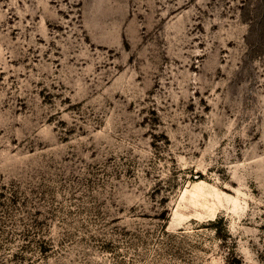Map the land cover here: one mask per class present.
<instances>
[{
	"label": "rangeland",
	"instance_id": "rangeland-1",
	"mask_svg": "<svg viewBox=\"0 0 264 264\" xmlns=\"http://www.w3.org/2000/svg\"><path fill=\"white\" fill-rule=\"evenodd\" d=\"M0 264H264V0H0Z\"/></svg>",
	"mask_w": 264,
	"mask_h": 264
}]
</instances>
